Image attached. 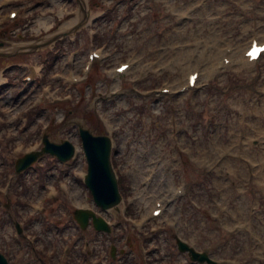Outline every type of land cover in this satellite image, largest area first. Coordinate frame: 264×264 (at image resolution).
I'll return each instance as SVG.
<instances>
[{"label": "rangeland", "instance_id": "1", "mask_svg": "<svg viewBox=\"0 0 264 264\" xmlns=\"http://www.w3.org/2000/svg\"><path fill=\"white\" fill-rule=\"evenodd\" d=\"M104 1L114 4L109 13L115 17L128 14L127 20L119 22L121 31L114 43L126 50L135 48L141 51L150 45L158 46L165 39L164 43L170 46L165 54L168 61L176 58L179 61L183 50L197 48L199 52L206 43H215V48H222L247 42L260 27H264V0H207L212 4L209 9L213 15H194L192 19L182 21L186 22L184 29L176 27L172 12L176 8L194 5L197 0ZM153 15L161 22L166 18L169 24L165 30H171L170 34L164 32L163 36L150 37ZM212 23L213 28L210 27ZM243 28L247 31L244 32ZM177 30L179 32H175ZM171 38L181 42L173 43ZM256 38L264 41V36ZM175 45H181L183 49H175ZM126 50L124 54H127ZM151 56L154 58L157 54L152 51ZM198 70L195 88L186 91L181 98L163 104L161 114L152 116L149 125L155 136L157 132H160L157 136H165L164 127L177 131L173 137L178 136L184 126L190 128L180 135L182 144L176 143L173 137L166 140L168 144L171 141L170 149L176 152L170 165L172 184L174 187L183 186L182 193L172 204L173 210L180 215L178 227L182 237L192 240L197 249L206 251L220 263L264 264V192L257 182L264 165L258 160V153L255 157L250 153L247 156L236 153L230 170L226 165L215 166L213 148L216 137L220 138L221 145L232 140L238 150L243 140L233 138L234 134L240 131L241 136H247L254 123L264 126V56L249 67H227L212 75H200V68ZM46 73L39 81L40 85H45ZM92 81L93 78L91 84ZM19 84L20 80H11V85L0 93V252L11 264H129V254L121 257L120 250L123 253L132 251L136 256L132 260L135 264L148 263L145 255L149 250H144L146 245L135 243L131 230L134 225L126 218L106 212L105 216L114 227L123 221V227L117 228L109 237L92 228L84 232L78 230L72 216L74 208L86 203L94 208L83 183L84 167L60 165L45 154L14 175L13 158L37 144L42 133L46 131L49 138L56 140L69 131L71 125L59 122L58 113L75 122H83L93 133L97 131L95 112L89 102L34 105L32 95L29 100L17 96ZM24 94L29 95L28 92ZM256 105L262 108L256 110ZM14 109L19 112L16 114ZM122 111L125 115L120 134L123 136L129 130L131 133L119 140L113 162L117 163L125 196L133 192L134 174L128 169L134 168L135 155H142V146L149 149L147 140L139 132L140 116L149 112L138 99L134 111L127 112L124 108ZM107 113L112 116L110 109ZM249 136V152L260 150L261 134L254 132ZM153 140L149 138L148 141ZM142 158H145L144 154ZM220 177L224 179L223 183H218ZM137 184H140L138 179ZM75 187L77 195H74ZM82 196L84 200L80 199ZM240 200L245 201L242 210L238 209ZM15 222L19 223L20 234L16 233ZM171 222L172 219L168 223ZM149 228L143 232H151ZM196 229L200 230L196 233ZM122 231L128 240L121 242ZM79 240L80 244L75 246ZM162 240L170 243L173 237L163 232ZM111 245L116 247L114 254L117 256L110 263L107 258Z\"/></svg>", "mask_w": 264, "mask_h": 264}, {"label": "water", "instance_id": "2", "mask_svg": "<svg viewBox=\"0 0 264 264\" xmlns=\"http://www.w3.org/2000/svg\"><path fill=\"white\" fill-rule=\"evenodd\" d=\"M80 133L83 148L89 161V173L86 176V183L91 189L97 204L103 208L115 205L119 200V196L108 162L109 141L106 137H94L83 128H80ZM43 152H49L60 159L66 160L72 155L73 149L68 141L51 142L45 138V146L42 150L20 159L16 170L20 171L25 168ZM76 218L83 224L86 221V214H77ZM95 225L96 227L104 226L100 220H96ZM0 264H7L2 255H0Z\"/></svg>", "mask_w": 264, "mask_h": 264}, {"label": "bare ground", "instance_id": "3", "mask_svg": "<svg viewBox=\"0 0 264 264\" xmlns=\"http://www.w3.org/2000/svg\"><path fill=\"white\" fill-rule=\"evenodd\" d=\"M85 1H88V0H85ZM209 13H211L212 14V11L209 9ZM213 15V14H212ZM49 19H50V17L49 18H46V19H38L37 20V25L38 26H44V27H47V26H49L50 24L48 23V21H49ZM75 22L73 21V20H66V21H64L62 24H60L58 27H57V31H63V30H66L67 28H68V26L69 25H71V24H74ZM185 26H186V23L184 22L183 24H181V26L179 27V28H181V29H184L185 28ZM211 28H213L214 27V23H212V25L210 26ZM244 32L245 31H247V29L246 28H243L242 29ZM264 30V29H263ZM170 30H169V34H170ZM50 34H51V32H48V34H47V36H46V38H48L49 36H50ZM181 36H183V35H181ZM213 36H217L216 34H214ZM175 38V37H174ZM170 41H172V38L170 39ZM250 41H251V38H250V40H249V43H250ZM173 43L174 42H181V41H179L177 38L176 39H174L173 41H172ZM171 42V43H172ZM161 44H166V43H164V42H161ZM246 44V43H245ZM245 44L243 43V44H241V45H235L234 47H231V46H229V45H226V46H224L223 48H222V50H221V53L226 49V48H228V47H230V48H232V50H231V52H230V54H229V58H230V62H229V65H230V63L232 64V66H237L238 65V62H239V58H240V54H242L241 52H242V48H243V46H245ZM13 45H15V44H13ZM189 50H191V49H189ZM187 51V50H186ZM212 52V51H211ZM211 56H217V54H210V51L209 50H207L206 51V54L203 56L204 57V64H201L200 66H201V70L203 71V72H205V70L207 69V67H208V64L206 63L208 60H210V58H211ZM221 58V56L217 59V61L216 62H213V64L208 68V70L210 71V69H211V67L213 66H217L218 64H219V59ZM197 64H191V63H187L186 64V67H188V70L186 71V73L190 70V68L191 67H194V66H196ZM193 70H196V69H193ZM186 78H187V76H186ZM187 83V82H186ZM186 83H183V84H180L179 86H178V88L179 87H181L182 85H184V84H186ZM236 102L237 101H234V103L236 104ZM261 109L262 107L261 106H258V105H256L255 106V109L257 110V109ZM254 132H260L261 134H264V126H260V125H258L257 123H254L253 124V126H252V129L251 130H249L248 131V133H247V136H249V134H252V133H254ZM217 133V132H216ZM237 134H234L233 135V138H234V136H236ZM214 144H213V148H214V150H215V152L217 151V159H216V163H217V165H226V167L230 170L231 168H232V166H233V162H234V160L232 159V156L228 153L230 150L231 151H233V152H235V149L232 147V145H231V143H232V140H229L226 144H224V145H221L220 144V138H216V137H214V142H213ZM246 144H248V141H246V142H243V146H242V153L244 154V155H248L250 152H249V149H247V145ZM153 152H154V150H153ZM256 153H258L259 154V156H258V160H261L262 161V163H263V165H264V136H263V138H262V148L260 149V150H258V151H256V150H252V152H251V154L250 155H252L253 157H255V155H256ZM142 159V157L139 155V156H137L136 158H135V163H136V167H137V169H135V166H134V168H133V174H134V177L138 174H140V172H139V162H140V160ZM147 160H149V159H147ZM223 178L221 179V177H220V179L218 180V183L219 182H221V183H223ZM165 181H166V187H168L171 183H172V178L171 177H168V178H164V182L163 183H159V182H155L154 183V186H152V187H150V189L149 190H145V188L144 187H136V195H139L140 196V198H142V197H147V198H149L150 200L152 199V198H154L155 196H156V191H157V187L156 186H159L160 188H163L164 186H165ZM257 182L260 184V186H261V189L263 190V192H264V171H263V173L262 174H260V179H258L257 180ZM135 189V188H134ZM75 194H78L77 193V189H76V187H75ZM156 193V194H155ZM155 194V195H154ZM151 195H153L152 197H149V196H151ZM223 196H224V194H223ZM244 204H245V201L244 200H240V202H239V206H238V209H240V210H242L243 209V207H244Z\"/></svg>", "mask_w": 264, "mask_h": 264}, {"label": "flooded vegetation", "instance_id": "4", "mask_svg": "<svg viewBox=\"0 0 264 264\" xmlns=\"http://www.w3.org/2000/svg\"><path fill=\"white\" fill-rule=\"evenodd\" d=\"M63 8L65 9L64 12L61 14L52 15L48 22L53 21V27L57 28L60 24H62L65 20L70 19L72 12L76 8V0H61L60 1ZM52 8L51 4L47 0H26L21 4L22 10V20L21 26L24 31V35L26 37L30 36V33L33 31L32 26L38 19L39 16H44L49 18L50 14L46 13ZM2 11V9H1ZM8 26L4 32L7 34L8 32L11 33V30L14 28L15 24L5 25Z\"/></svg>", "mask_w": 264, "mask_h": 264}]
</instances>
